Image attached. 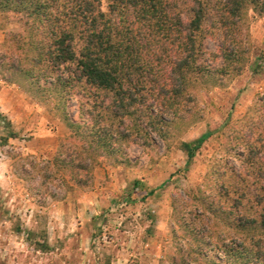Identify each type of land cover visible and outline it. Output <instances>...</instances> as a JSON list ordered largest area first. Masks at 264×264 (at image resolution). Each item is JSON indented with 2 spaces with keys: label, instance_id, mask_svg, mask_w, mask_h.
<instances>
[{
  "label": "trees",
  "instance_id": "trees-1",
  "mask_svg": "<svg viewBox=\"0 0 264 264\" xmlns=\"http://www.w3.org/2000/svg\"><path fill=\"white\" fill-rule=\"evenodd\" d=\"M251 14L264 15V0H0V16L20 26L0 47V74L53 104L70 131L53 160L23 159L24 177H39L42 186L89 188L102 160L124 164L128 146L148 144L152 134L186 155L188 171L203 145L215 134L225 138L230 124L181 139L202 119L200 91L221 87L246 68L264 70V51L253 65L247 45ZM209 25L222 35L219 53L206 50ZM74 95L82 98L80 121L67 108ZM0 121L7 119L0 114ZM233 125L232 139L244 144V175L218 183L215 197L199 187L192 196L197 210L176 212L172 233L189 238L188 249L179 245L178 264L197 262L206 237L221 243L234 263L264 264V94ZM18 137L11 129L0 144ZM14 231L25 232L20 225ZM27 233L37 250L52 249L45 229L38 240Z\"/></svg>",
  "mask_w": 264,
  "mask_h": 264
},
{
  "label": "rangeland",
  "instance_id": "rangeland-1",
  "mask_svg": "<svg viewBox=\"0 0 264 264\" xmlns=\"http://www.w3.org/2000/svg\"><path fill=\"white\" fill-rule=\"evenodd\" d=\"M19 28L15 19L0 16V47ZM208 29L206 50L219 53L222 35L210 25ZM247 38L255 65L257 55L264 51V15L251 14ZM207 61L211 63L210 56ZM6 77L0 74V114L12 126L0 121V138L11 129L19 137L0 144V264H178L179 245L188 249L184 243L189 238L173 235L176 212L197 210L192 196L199 187L215 197L218 183L232 174L244 175V144L232 139L238 129L233 123L242 120L264 94V70L255 74L253 68L223 80L221 87L200 91L197 104L202 119L181 139L194 141L227 122L231 126L227 125L225 138L215 134L203 145L188 171L186 155L152 134L148 144L140 141L128 146L120 158L124 164L102 160L89 188L71 184L69 189L60 182L42 186L39 177H24L23 159L32 157L40 164L53 160L70 131L53 104L42 102ZM81 99L74 95L67 100L76 121H80ZM25 169L35 173L30 164ZM135 181L142 186L135 187ZM152 190L154 194L148 196ZM128 195L136 201L127 202ZM17 225L25 232L16 233ZM42 229L52 248L48 252L37 250L28 238L27 231H31L33 239H41ZM206 241L199 260L186 264H237L221 243L209 242L207 237ZM225 241L231 243L228 238ZM240 244L237 240L233 246Z\"/></svg>",
  "mask_w": 264,
  "mask_h": 264
}]
</instances>
